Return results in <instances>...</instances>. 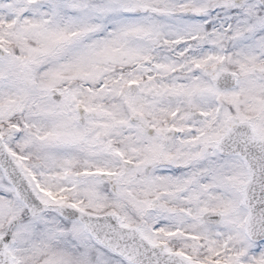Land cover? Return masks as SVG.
Returning a JSON list of instances; mask_svg holds the SVG:
<instances>
[{
  "label": "snow or ice",
  "instance_id": "6c2138e0",
  "mask_svg": "<svg viewBox=\"0 0 264 264\" xmlns=\"http://www.w3.org/2000/svg\"><path fill=\"white\" fill-rule=\"evenodd\" d=\"M0 264H264V0H0Z\"/></svg>",
  "mask_w": 264,
  "mask_h": 264
}]
</instances>
